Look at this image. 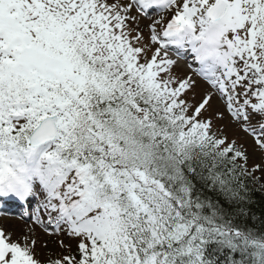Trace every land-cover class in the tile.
<instances>
[{
	"label": "trees",
	"instance_id": "obj_1",
	"mask_svg": "<svg viewBox=\"0 0 264 264\" xmlns=\"http://www.w3.org/2000/svg\"><path fill=\"white\" fill-rule=\"evenodd\" d=\"M131 97L93 94L87 128L72 134L86 156L113 155L111 167L123 170L136 159L150 166L145 172L160 186L140 188L136 205L119 196L124 223L115 264H264V189L239 163L241 154L219 149L163 103ZM138 109L145 121L137 120ZM94 122L102 125L97 138Z\"/></svg>",
	"mask_w": 264,
	"mask_h": 264
},
{
	"label": "rangeland",
	"instance_id": "obj_2",
	"mask_svg": "<svg viewBox=\"0 0 264 264\" xmlns=\"http://www.w3.org/2000/svg\"><path fill=\"white\" fill-rule=\"evenodd\" d=\"M72 1L73 3H64L63 6H61V8H59L57 11L61 12L65 18H69L77 6H80L82 10L88 8L87 12L100 15L99 22L101 25V33L98 35V37H102L101 40L103 43L115 40L117 36L127 40L129 39L137 51H140L138 55L140 54L141 58L142 52L149 53L154 51L155 45L151 42L154 43V40H158L157 34L159 35L162 30L171 28L176 22H178L180 14H184L183 24H188L189 21L187 20V15H185L184 10L185 8L192 10L193 6H195L199 0H191L190 2H187V0H179V2H174V4L179 7L180 12H177L174 17L170 18L161 19L159 15L162 12L161 9L156 10L154 14H142L143 17H150L153 15L151 17L152 24H149L148 28L142 25L141 20L145 21L144 19H131V16H135L133 11L136 13L140 12L138 6L131 0ZM227 1L231 4V9L225 18V32H220V34H222L223 38L225 36V40L236 36L238 33L245 34L247 37H249L253 33L257 23L260 21L261 16L263 18L264 5L262 1L264 0ZM104 3L108 4L110 7ZM129 7H131L133 11ZM128 19L135 20L137 23L142 25L144 29L137 30L136 28L128 27V24L126 23ZM120 22L130 29L131 34L137 37V41L129 34V32H125L117 26V24ZM92 27L96 31L99 30L94 27V25H92ZM151 32L156 33L155 36H153ZM30 47L31 45H27L26 49L28 54L24 55L27 61L26 70L32 72L37 78L32 76L30 77L32 85V87H30L32 98L29 105L27 106V109L29 106H32L33 108L39 107L36 110H33L38 114L32 113L29 115V119H22L19 117V115L22 116L20 114L22 109L18 108L14 102L10 101V105L8 107H5V105H0V166L4 163L11 167V164H18L16 158L9 154V152H11V149H8V142H10V140L9 136H6L9 132L20 130L27 122L33 124L37 120L48 115H52L57 118L56 125L58 128L60 126H64L65 124L69 123L71 118L77 114L76 101H84L91 93L92 88L89 85H84L82 74L77 76L75 80V85L78 87L75 92L70 93L66 91L64 88L68 84L70 72L65 64L57 62L53 63V65L48 56L41 52L42 50H36L35 48V51H31ZM225 48L231 60H228L229 69L226 70V74H228V76L216 81L220 92L216 91L218 87L214 88V84L213 87L210 88L209 85H207L201 79L195 78L191 73H189L188 77L181 76L183 83H189L192 79L196 80V85H188L189 90L186 89L183 91L179 86L169 85L165 82V79L162 76L150 78L149 84L151 86L159 85L166 92L167 103H171L175 99L176 95L181 94L186 106L189 107L190 113H192L195 107L198 105V112L201 115V118H209L212 122L217 124L216 126L211 125L212 132L217 137H224L226 139L222 141V144H231L242 150L244 155L241 161L242 164L246 168L253 170V174L256 175L257 183L264 189V150L259 148L256 144L259 142L256 137H259L260 140H262L263 133L259 132L258 134H255L258 128H251L249 125L248 130L251 131L252 135H246L239 131V127L236 128L231 124L235 123L238 125L245 122L243 117L238 116L239 114L235 115L238 109H240L239 112H243L250 110L252 107L258 108L259 106H263L264 91L261 90V88L255 82L249 81L252 74V69L248 65L247 61L250 56L249 53L245 52L242 47L238 46L236 48L235 55L231 56L230 49L228 47ZM167 54L171 56V54ZM222 62L223 59L220 60V63ZM173 66H176L174 62ZM173 66L172 69H175ZM182 66L187 68L184 64H182ZM98 69L100 70L101 68L98 67ZM187 70L191 71L189 68H187ZM42 79L47 83L46 88L44 87V82H42ZM50 83H52L51 86ZM111 86V80L105 77L101 81V84L97 86V88L104 89L111 88ZM204 94L210 96L211 99L215 98V96H218L225 103L228 111L225 110L223 116H218L219 121L214 118V116H211L215 114L214 111H219V103L217 104L214 101L209 103V101L206 100ZM33 100L36 105H33ZM233 107L234 109L232 113L231 111ZM7 110L9 113L6 112ZM11 113L16 114L13 115ZM195 117L198 118L199 115H196ZM254 119L255 116L253 117V120ZM250 122H252L251 124L255 125L254 121H247L245 124L248 125ZM71 124L72 126H75L76 120L74 119ZM61 140H63V137L59 138L58 143H61ZM44 154L45 151L44 148H42L40 153H36L37 159L42 158ZM5 169H7V165L5 166ZM10 172L11 171L9 170L8 173L10 174ZM3 175L4 173L0 175V178H2ZM53 181H58L56 175H53ZM72 220H75V217H72ZM72 223L73 221H71V225H73ZM7 225H10V228H8ZM2 228H5L4 231ZM72 228L73 227L69 229L68 234L63 229H61L58 233L51 234L49 238H36V229L25 228V226L21 225L15 220L6 221L1 219L0 244L3 242L4 248H8L10 246V242L14 243L16 241L20 245L26 244V246L29 247V250L30 248L32 249V257L19 258L12 254V258L7 262L15 260L20 264H54V261L56 260L57 264H92V258L96 257L97 253L89 251L85 258L78 256L77 253L79 251L76 249V247L80 243L82 233L80 231H75ZM90 239L91 236L88 235L84 239L86 244L80 243L81 250L85 251L94 248L95 241L88 244ZM4 251L5 250L3 248H0V255H2ZM103 259L108 261V254L104 255Z\"/></svg>",
	"mask_w": 264,
	"mask_h": 264
},
{
	"label": "bare ground",
	"instance_id": "obj_3",
	"mask_svg": "<svg viewBox=\"0 0 264 264\" xmlns=\"http://www.w3.org/2000/svg\"><path fill=\"white\" fill-rule=\"evenodd\" d=\"M131 17H132V16H131ZM132 18H136V17H132ZM136 19H137V18H136ZM138 20H139V19H138ZM126 23L128 24V27H133V28H136L137 30H143V29H144V27H143L142 25H140L139 23H137L135 20L128 19V20L126 21ZM204 36H208V34L205 33ZM174 37L176 38V40H178V42H180V38H179L178 35H174ZM186 47H187V46H186ZM153 52H155V49H154ZM188 52H189V50H188V48H186V51L183 52L182 55L185 57L186 55H188ZM180 73H181V74H184V70L180 71ZM125 164L127 165V164H130V163H127V162H126ZM132 164H133V166L129 168L131 171H136V170H139V169L146 170V168H150V166H146V165H144V164H142V163H139V162L137 161V159H136V161L133 162ZM112 166H113V167H117V168H121V166H119V165L116 164V163H115V164L112 163ZM130 181H131V179H130L128 176H124V178H123V183H124L125 186H127V185L130 183ZM6 224H8V223H6ZM7 227L10 228V225H7ZM6 229H7V228H6ZM36 235H38L37 232H36ZM215 253H217V252H215ZM213 259H214V260H219V259H220V256H218L217 254H213Z\"/></svg>",
	"mask_w": 264,
	"mask_h": 264
},
{
	"label": "water",
	"instance_id": "obj_4",
	"mask_svg": "<svg viewBox=\"0 0 264 264\" xmlns=\"http://www.w3.org/2000/svg\"><path fill=\"white\" fill-rule=\"evenodd\" d=\"M43 140H44V139H39V138H38V139H35L33 142H34V143H37V142H41V141H43Z\"/></svg>",
	"mask_w": 264,
	"mask_h": 264
}]
</instances>
